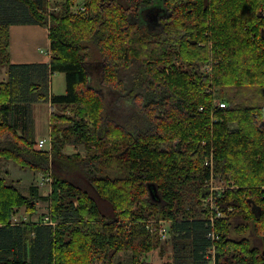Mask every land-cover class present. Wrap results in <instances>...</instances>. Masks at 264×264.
Segmentation results:
<instances>
[{
  "label": "trees",
  "instance_id": "obj_1",
  "mask_svg": "<svg viewBox=\"0 0 264 264\" xmlns=\"http://www.w3.org/2000/svg\"><path fill=\"white\" fill-rule=\"evenodd\" d=\"M74 2L49 15V0H0V159L52 179L50 216L14 226L37 205L0 178V264H115L123 252L148 264L159 222L174 249L166 264H264V0ZM20 24L49 29V64L11 63ZM57 73L62 95L50 93ZM97 74L146 130L106 115ZM46 102L51 148L37 151L31 111ZM212 174L237 187L214 194L220 217L192 204L209 198Z\"/></svg>",
  "mask_w": 264,
  "mask_h": 264
},
{
  "label": "rangeland",
  "instance_id": "obj_2",
  "mask_svg": "<svg viewBox=\"0 0 264 264\" xmlns=\"http://www.w3.org/2000/svg\"><path fill=\"white\" fill-rule=\"evenodd\" d=\"M63 1L65 2V0H49V5H50V10L48 11L49 15L54 11L53 9L55 8V6L60 7ZM83 1L85 0H75L72 10L77 11V7L80 6L83 3ZM159 8H160L159 5H156L154 7V9H158V10ZM59 11L60 9L56 10V12H59ZM179 65H180L179 60H176L174 62V67L176 66L179 67ZM163 70H166L168 72L170 69L166 68ZM52 79H53V82L50 81V88H52L53 86V91L57 95L64 94L66 90L65 76L63 74H57ZM8 80H9L8 67L6 66L1 67L0 68V83H4V82L7 83ZM99 80L100 78L97 74V80L95 82V85L93 86H95L103 94V97L105 100L106 115L110 118L116 119L118 123L122 124L130 132L136 133L138 130H146L148 128V124L146 120L143 119L141 115L137 113L132 101L123 99L121 95L115 94L114 92L109 91V88H106L100 85ZM41 104L42 103H35V104L33 103L34 112H36L35 113L37 115L36 117H38L40 113V116H42L44 121H46L44 125L47 126L51 108L47 104H46L47 106L46 105L41 106ZM33 120L34 119H32V123L34 127L35 123ZM20 133L22 135V132ZM44 136H46L47 140L49 139L48 128ZM42 140H46V139H42ZM50 145H51V139L48 140V142H46L43 150L44 151L50 150L51 148ZM35 149L37 151H42V149L41 150L37 149L36 146H35ZM64 152L67 155L80 154L83 157H85L86 155V150L84 146L82 145H69L65 148ZM212 173L214 172L212 171ZM0 176L4 177L5 180L7 179L13 182L18 181V183L21 185L22 192L28 196L31 194V192L28 189L29 185L30 184L36 185V189L38 190L37 201L35 199H33V201L36 203L37 208L35 209L36 210L35 216L30 215L31 221H36L37 219L41 220L43 218L45 219L47 215L50 216V206H49L48 196L51 193L52 179L48 180V178H46L42 173H37V172H34L26 168H21L16 163L12 161H7L5 159H0ZM20 176L21 178H19ZM19 179H22V181ZM23 181H25V183H23ZM208 187L210 188V191H213L214 193L220 192L221 194L224 190L228 189L229 187L230 189L237 188L233 181L229 182L222 176L219 178H215L214 174H212V177L210 181L208 182ZM207 199L208 197L204 200L203 203L198 204L197 201H194L192 202V204L196 205L197 209L202 211L203 208L206 209V204H208ZM25 211H26V208H23L21 211H16L14 213L12 223L14 224V223L22 222L23 220L22 218H27L26 216L29 214L26 213L27 211L26 212ZM31 214H34V213H31ZM32 216H34L33 219H32ZM150 221H153V220H150ZM54 224L56 225V223ZM165 239H166L165 241L161 240L162 243L156 250L148 254H145L142 257L144 262L148 264L171 263L172 254H173L172 242H171V239L170 240H168V238H165ZM130 259H131V253L123 252L117 257L115 264H118V262L127 264L130 261Z\"/></svg>",
  "mask_w": 264,
  "mask_h": 264
},
{
  "label": "crops",
  "instance_id": "obj_3",
  "mask_svg": "<svg viewBox=\"0 0 264 264\" xmlns=\"http://www.w3.org/2000/svg\"><path fill=\"white\" fill-rule=\"evenodd\" d=\"M9 34H10L9 56H10L11 63H14V64H49L50 63V60H51V57H50V55H51L50 54L51 41L49 38L50 32H49L48 28H45L43 26L36 25V24L11 25L9 28ZM57 74H62V73H57ZM57 74H54L51 77L53 78ZM52 78H51V81L53 82ZM50 93L55 94V92L53 91V86H52V88H50ZM60 95H62V94H60ZM48 103L49 102H47L46 104L51 108L50 111L52 112L53 107L51 106L50 103L49 104ZM46 104L42 103L41 106L46 105ZM37 106H39V105H37ZM32 108L33 109L31 111V114H32V119H34L33 121L35 123L34 127H33L35 143L37 144V141L42 140V139L47 140L46 136H44V134L47 131V128H48V133H49V139L48 140H50L51 139V132H50V115H51V112H50V115L48 118V125L45 126L44 123L46 121H44L42 116H40V113H39L38 117H36L37 115L35 114L36 112H34V106ZM48 140H47V142H48ZM50 147H51V145H50ZM0 178L5 180V178L2 176H0ZM19 178H21V176ZM30 178H29V180H30ZM19 180L22 181V179H19ZM5 182L9 185H13L24 196H28L22 192L21 185L18 183V181L13 182V181H9L6 179ZM23 183H25V181H23ZM28 189L31 192V194L28 197L35 199L37 201L38 190L36 189V185L30 184ZM22 209H20L18 211H21ZM26 213H28V212H26ZM28 214L29 215L26 214L27 218H22L23 219L22 222L14 223L13 225L19 226L22 223H33V222L40 221V219L38 220L37 217H36L37 220L35 219L36 221H31V219H30V215L35 216L36 210H35L34 214H31V213H28ZM17 215H18V213H17ZM34 216H32V219ZM15 219H16V217H15ZM172 251H173V254H172L171 263L174 260L173 246H172Z\"/></svg>",
  "mask_w": 264,
  "mask_h": 264
},
{
  "label": "built area",
  "instance_id": "obj_4",
  "mask_svg": "<svg viewBox=\"0 0 264 264\" xmlns=\"http://www.w3.org/2000/svg\"><path fill=\"white\" fill-rule=\"evenodd\" d=\"M81 10H84V7L80 5V6L77 7V11H81ZM215 64H217V62L210 63V64H208L206 66H203L202 69H201L202 72L205 73L206 75H209V77H211L213 75V66ZM215 106H216V108L224 109L226 107V104L224 102H221L220 100H216L215 101ZM46 142H47V140H39V141H37V144H36L37 149H39V150L42 149L43 150L44 145L46 144ZM211 157H213V153H211ZM214 194L215 193L213 191H210V196L207 199L208 200V204H209V206L211 208H213L212 211L214 213H217V217H220L221 216V212L217 208L214 207V201H215L214 200ZM210 221L212 222V226L214 227V216H212L210 218ZM151 223H154V222L152 221ZM151 231L153 232L154 229H151ZM158 232H159V235L161 236V239L165 241L166 240L165 238H167V236H168L167 223L160 222L159 223ZM210 236H211V239L213 241H215L218 238L217 235L214 232H212Z\"/></svg>",
  "mask_w": 264,
  "mask_h": 264
}]
</instances>
